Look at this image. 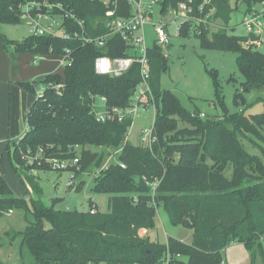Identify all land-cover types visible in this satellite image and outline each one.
I'll list each match as a JSON object with an SVG mask.
<instances>
[{
  "label": "trees",
  "instance_id": "trees-1",
  "mask_svg": "<svg viewBox=\"0 0 264 264\" xmlns=\"http://www.w3.org/2000/svg\"><path fill=\"white\" fill-rule=\"evenodd\" d=\"M29 1L0 0V23H19L22 7ZM45 1L61 4L64 12L74 15L69 23L78 37L30 34L21 41L0 37L3 47L12 48L15 54L61 55L69 48L72 57L70 65H64L62 76L49 73L38 80L16 83L33 100L26 114L27 130L19 139L8 141L5 151L26 192L32 190L34 196L26 201L14 194L2 174L4 152H0V208L32 214L33 219L18 231L20 259L26 251L35 264H155L168 248L186 258L183 264H230L222 251L235 241L243 242L253 253L264 236V160L247 151L242 139L264 153V112L246 115L244 101L241 111L218 117H200L199 111L186 110L171 90L160 88L166 57L154 43L147 55L156 141L151 147L130 143L126 135L131 120H96L91 98L105 97L108 106L129 105L140 81L139 65L133 63L118 77L96 74V56L123 57L128 49L117 35L108 37L103 47L82 44L80 37L105 34L106 12L113 11L109 18L126 17L131 6L127 0ZM204 1L160 0L159 4L164 12L184 2L201 17L213 9L209 21H218L216 28L200 24V33L193 35L200 37L203 47L235 51L238 70L244 77L243 89L263 90L264 51L244 46L245 36L226 32L235 9L242 5L246 14L263 0ZM77 20L82 21V28ZM191 23L181 25L179 34L190 36ZM213 79L215 100L223 106L214 72ZM59 83L63 86L57 90L54 85ZM40 84L44 91L37 97L35 91ZM238 98L239 91L234 95L236 103ZM179 120L183 126L178 125ZM88 146L118 148L116 162L100 169L103 153ZM77 154L78 163L66 170L73 171L75 179L88 168L96 169L90 171L95 182L93 190L109 194L106 212H98L92 202L87 206H94L95 213L56 210L40 198L41 188L30 169L42 161L47 167L38 165V170H48L52 159L68 161ZM229 169L230 176H226ZM155 180L158 184L151 196L149 183ZM83 183L72 181L69 187L80 190ZM160 205L165 207L171 223L193 228L191 244L171 237L166 243L152 242L144 235L153 227Z\"/></svg>",
  "mask_w": 264,
  "mask_h": 264
},
{
  "label": "rangeland",
  "instance_id": "rangeland-1",
  "mask_svg": "<svg viewBox=\"0 0 264 264\" xmlns=\"http://www.w3.org/2000/svg\"><path fill=\"white\" fill-rule=\"evenodd\" d=\"M108 1L104 0V2ZM231 3H233V0ZM257 9L263 12L260 22L264 24V6L261 4L257 5ZM243 12L244 7L242 5L233 11L226 28L228 34L235 36L246 35V29L242 24ZM173 18L172 8L168 7L164 12H161L160 4L154 6V21L166 23L169 35V43L161 49L166 57V69L160 73V88L171 90L179 98L181 105L186 110H197L203 112L207 117H218L224 113L239 112L243 108L242 101L247 107L245 110L246 115L263 113L264 89L261 91H246L243 89L244 77L237 67V53L233 50L203 47L200 43V37L197 35H180L176 30L179 20L172 21ZM211 28L215 29L216 27L211 26ZM144 31L146 46L152 48L154 46V34L150 24H145ZM30 34V26L27 19L21 18L19 23H0V37L2 35L8 40L21 41ZM244 41L242 44L247 46ZM256 48L264 51V43ZM8 50L12 52V48L9 47ZM33 59L34 55L21 53L17 55L13 63L21 67L23 60L29 69L31 67L36 69L43 67L45 71L34 75V77L45 73L63 75L64 65L60 55H42L39 58L40 60L37 59L36 62H33ZM26 72L21 75L25 76ZM213 72L217 77L219 96L223 101V106L215 100L216 90ZM27 80L22 78L21 81ZM7 85L8 81L5 85L3 84L5 88L2 87L0 89V128L2 127V130L5 128L6 131L8 121H11L13 127L22 133L23 128L26 127V114L32 103L33 96L17 84L11 91ZM38 89L39 85L36 91ZM237 91L240 92V98H238L236 103L234 95ZM154 114L153 105H149L146 109L138 110L128 127L126 140L134 145H142L139 143L140 131L144 127L152 126ZM178 125L183 126V122L179 120ZM8 141L10 139H6V137L0 139V152H4L1 161L2 174L14 194L29 201V197L34 196V193L32 190L26 192L13 170L5 151ZM242 142L247 151L260 156L264 160V153L261 149L253 147L247 139H242ZM88 148L92 151L103 153L104 158L100 169L117 160L118 148L97 146H88ZM38 165L47 167L46 163L38 161L37 165H34L35 168L33 169L32 167L29 173L36 177L37 183L41 188L40 198L46 205H53L56 210L82 211L86 205L92 202L98 212L107 211L109 194L93 190L95 182L92 173L96 169L88 168L72 180L74 184H78L81 181L84 182L82 188L76 190L74 186L69 187L72 182L69 178V170H57L51 165L48 170H38ZM225 174L230 176V169ZM32 219V214L30 212L25 213L22 209H13L10 214L0 216V264L1 262L6 264H35L31 255L26 251L23 260L19 257L21 237L18 231L25 227L27 220ZM144 235L152 242L166 243L167 239L171 237L185 244H191L193 228L185 224L171 223L165 207L160 205L157 207L153 227L147 229ZM255 247L252 253L243 242L235 241L226 246L222 251V256L230 264H264V236L261 237L259 243H256Z\"/></svg>",
  "mask_w": 264,
  "mask_h": 264
},
{
  "label": "built area",
  "instance_id": "built-area-1",
  "mask_svg": "<svg viewBox=\"0 0 264 264\" xmlns=\"http://www.w3.org/2000/svg\"><path fill=\"white\" fill-rule=\"evenodd\" d=\"M104 1V0H102ZM191 1V0H190ZM210 0H205L208 3ZM131 6V13L126 17L109 18L113 15V11L106 12L107 20L106 25L108 31L105 34L98 35L96 37L82 35L80 41L82 44L94 43L98 47H103L106 44L107 38L117 35L125 43L128 54L123 57L111 58L108 55L102 54L94 58L93 69L96 74L108 75L112 77H118L124 74L133 63H138L140 81L135 86L133 93L130 97L129 105L126 107L108 106L106 98L101 96H92V113L95 115L98 121L108 122H122L125 119L133 121L138 110L146 109L149 105H155L152 100V94L149 84L150 78V63L147 55L148 47L146 46V36L144 31L145 24H150L152 32L154 34V43L161 48L165 47L169 43V35L167 32V24L162 21L155 22L153 19L154 6L159 4L160 0H127ZM264 6V0L256 4L250 12L243 14L242 24L246 29V37L244 43L247 46L260 47L264 43V24L260 22L262 11L257 9V5ZM173 9L174 18L172 21L179 20L176 27L177 33L179 28L184 23L191 21L190 35L199 34V25L203 24L204 28H210L211 26H217L218 23L209 21L210 15L213 9H210L204 17L196 16L193 14L194 9L188 6L186 3L181 2ZM199 12H202V6L199 7ZM70 12H64L61 4L50 3L45 0H32L25 3L22 7L20 19H27L30 26V32L34 35H50L53 37L70 39L71 37H78L76 31L71 28L69 20L73 18ZM77 24L82 28V21L77 20ZM245 46V45H244ZM71 50L66 48L61 53L63 65H70L72 61ZM42 55H34L33 62H36ZM63 84L59 83L54 85V88L59 90ZM39 90V92H37ZM36 92V96H41L44 91V85L40 84L39 89ZM155 116V114H154ZM200 117H204V113H199ZM154 121V119H153ZM27 125L24 128L25 132ZM156 141L154 135L153 124L150 127H144L139 134V143L145 147H151ZM76 150L80 151L78 145L75 146ZM79 161L78 154L72 160H51V167L53 166L57 170L67 169L69 166L76 165ZM32 161L29 160V163ZM124 167L123 164H120ZM69 178L74 180V172L70 171ZM143 179H145L143 177ZM158 184V180L151 183V196L154 195L155 188ZM152 205L155 206L154 201ZM90 213H95V208L92 206L88 209ZM12 212L11 209L2 210L0 208V216L8 215ZM186 258L179 252L171 251L166 248L161 257L155 264H183ZM138 264V263H133ZM220 264H225L222 261Z\"/></svg>",
  "mask_w": 264,
  "mask_h": 264
},
{
  "label": "crops",
  "instance_id": "crops-1",
  "mask_svg": "<svg viewBox=\"0 0 264 264\" xmlns=\"http://www.w3.org/2000/svg\"><path fill=\"white\" fill-rule=\"evenodd\" d=\"M26 54H29V53H26ZM17 55L19 54H15L13 52V49H12V52H10V50L8 49H5L2 43L0 42V89H2V87L5 88L3 84L5 85L7 81H8L7 86L9 90L11 91L12 88L16 86L17 82H21L22 78L28 79L27 81H31V80H37L43 77L44 75L49 74V73H45L40 76L34 77V75H38L39 73H43L45 71L43 67L41 69H38V68L36 69L34 67H31V69H29L28 65L24 64L23 60H22L23 65L21 67L20 65L16 66L14 65L13 62H15ZM24 72H26L25 76L21 75ZM31 77H34V78H31ZM200 113H203V112H200ZM12 127L13 125L11 121H8V128L6 131H5V128L2 130V127H1L0 128V139L6 137V139H10V141H14L22 137V135L24 134L23 132L24 128L22 130V133H20L18 129L14 127L12 128Z\"/></svg>",
  "mask_w": 264,
  "mask_h": 264
},
{
  "label": "water",
  "instance_id": "water-1",
  "mask_svg": "<svg viewBox=\"0 0 264 264\" xmlns=\"http://www.w3.org/2000/svg\"><path fill=\"white\" fill-rule=\"evenodd\" d=\"M243 102V101H242ZM88 211V206L86 205L83 209H82V212L85 213Z\"/></svg>",
  "mask_w": 264,
  "mask_h": 264
}]
</instances>
